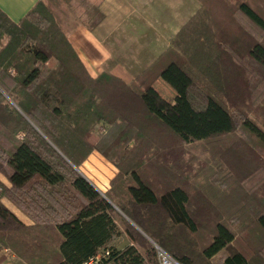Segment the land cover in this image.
<instances>
[{"label":"trees","instance_id":"obj_1","mask_svg":"<svg viewBox=\"0 0 264 264\" xmlns=\"http://www.w3.org/2000/svg\"><path fill=\"white\" fill-rule=\"evenodd\" d=\"M208 1L199 0V9L162 56L131 83L106 72L91 76L42 0L19 22L0 9L1 247L28 264H84L101 249L96 264H157L155 244L186 264L200 259V264L208 263L224 250L222 264H251L233 245L236 235L222 221L216 222L202 251L195 255L186 247L177 228L190 233L198 229V213L186 187L167 182L166 189L157 193L134 168L125 193L114 194L111 187L104 196L72 167L97 149L89 142V133L99 121L123 119L131 128V122L139 120L141 126L152 125L157 134L166 131L167 137L184 143L231 134L241 121L264 144V127L247 117L237 119L226 106L238 101L241 93L252 95V81L264 84V14L250 0H235L232 15L248 22L251 30L240 29V38L224 28L217 35L223 99L203 92L180 59H168L172 44L202 19ZM221 1L218 10L229 13L225 5L230 0ZM95 10L97 19L84 20L89 28L103 18ZM52 59L58 64L42 76L40 64ZM157 80L174 90L172 101L156 86ZM3 93L13 98L17 108L5 103ZM99 151L110 158L106 150ZM116 207L139 229L127 224L120 230ZM259 223L264 231V214ZM119 231L130 243L123 249L105 250Z\"/></svg>","mask_w":264,"mask_h":264},{"label":"rangeland","instance_id":"obj_2","mask_svg":"<svg viewBox=\"0 0 264 264\" xmlns=\"http://www.w3.org/2000/svg\"><path fill=\"white\" fill-rule=\"evenodd\" d=\"M42 1L62 31L60 18L64 13H74L82 21L98 17L96 8L87 0ZM234 1L230 0L225 5L229 13H221L218 10L221 8L220 0H209L206 6L210 7L200 13L203 21L200 18L199 22L188 26L186 37L172 44V50L167 54L169 60L180 59L183 62L203 92L215 94L221 99L224 91L220 78L222 62L217 60L216 53L219 50L217 35L220 29H226L230 36L240 38V29L251 30L248 22L232 15L235 11L232 8ZM250 1L264 14V0ZM215 4L217 7H211ZM57 64L56 59L48 64H40L42 76ZM158 87L167 98L173 100L175 92L168 84ZM249 91L253 94L241 93L240 97L237 95L238 101L231 104L229 101L226 106L237 119L247 117L264 127V84L252 81ZM3 96L5 103L17 108L12 97L5 93ZM138 121H132L134 127L129 126L131 128L126 127L123 119L94 123L89 142L97 149L92 150L78 167H72L83 174L102 195H106L111 187L114 194L125 193L126 185L132 183L131 172L134 168L150 181L157 193L166 189L167 182L186 187L192 207L198 213V229L193 233L178 228L177 231L183 236L189 250L194 251L195 255L202 251L214 235L216 222L222 221L233 230L236 235L233 245L249 258L250 263L264 264V231L259 223L260 216L264 214V144L241 121L231 134L190 143L167 137L166 131L161 130L157 134L155 131L158 129L154 126L143 123L141 126ZM19 136L22 137L23 132ZM99 148L106 150L110 158ZM114 216L120 230L123 231L127 224L138 228L117 207ZM226 254V250L221 251L203 264H222ZM200 260L194 264H200Z\"/></svg>","mask_w":264,"mask_h":264},{"label":"crops","instance_id":"obj_3","mask_svg":"<svg viewBox=\"0 0 264 264\" xmlns=\"http://www.w3.org/2000/svg\"><path fill=\"white\" fill-rule=\"evenodd\" d=\"M38 1L0 0V9L19 22ZM87 1L103 18L89 28L74 13H64L60 18L63 31L91 76L106 72L126 83L133 82L157 62L179 29L200 7L199 0ZM155 84L163 86L160 80ZM16 213L23 222L32 224L27 216ZM129 243L126 234L119 231L106 243L105 250L123 249ZM103 252L101 249L98 254ZM0 264L28 263L11 249L0 246Z\"/></svg>","mask_w":264,"mask_h":264},{"label":"built area","instance_id":"obj_4","mask_svg":"<svg viewBox=\"0 0 264 264\" xmlns=\"http://www.w3.org/2000/svg\"><path fill=\"white\" fill-rule=\"evenodd\" d=\"M156 248H157L159 264H186V263H183V262L179 261L178 259L174 258L173 256H171L170 254H168L166 251H164L159 246H156ZM102 255L103 254H98L84 264H96V262L99 259H101ZM104 255H108V252H105Z\"/></svg>","mask_w":264,"mask_h":264},{"label":"water","instance_id":"obj_5","mask_svg":"<svg viewBox=\"0 0 264 264\" xmlns=\"http://www.w3.org/2000/svg\"><path fill=\"white\" fill-rule=\"evenodd\" d=\"M105 196V195H104Z\"/></svg>","mask_w":264,"mask_h":264}]
</instances>
